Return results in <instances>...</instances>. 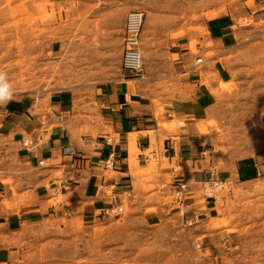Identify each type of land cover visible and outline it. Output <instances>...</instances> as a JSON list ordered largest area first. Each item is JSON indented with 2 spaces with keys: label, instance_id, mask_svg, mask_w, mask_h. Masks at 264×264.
I'll list each match as a JSON object with an SVG mask.
<instances>
[{
  "label": "rangeland",
  "instance_id": "374dc122",
  "mask_svg": "<svg viewBox=\"0 0 264 264\" xmlns=\"http://www.w3.org/2000/svg\"><path fill=\"white\" fill-rule=\"evenodd\" d=\"M244 5L245 0H0V72L9 92L36 93L43 98L35 103L49 109L53 95L70 92L74 112L66 122L79 132L94 134L103 125L95 88L123 80L122 28L129 10L144 12L139 49L146 78L133 82L168 131L177 122L166 121L162 103L169 102L184 66L179 51L189 52L197 66V58L214 55L208 21L219 14L231 18L237 35L235 48L218 57L228 60L230 79L214 85L211 72L200 73L207 89L220 93L205 122L213 150L204 154L216 159L214 177L195 178L191 191L186 187L182 198L193 204L179 202L165 188L172 175L160 169L165 159L149 152L157 147L153 132L146 165L132 171L149 200L143 209L120 202L119 215L83 222L65 212L62 194L52 191L49 203H63L62 210L21 221L0 264H264V7L251 13ZM246 157L258 167L250 178L240 173Z\"/></svg>",
  "mask_w": 264,
  "mask_h": 264
},
{
  "label": "crops",
  "instance_id": "0c3cea01",
  "mask_svg": "<svg viewBox=\"0 0 264 264\" xmlns=\"http://www.w3.org/2000/svg\"><path fill=\"white\" fill-rule=\"evenodd\" d=\"M245 4V10L253 13L264 7V0H245ZM232 24L231 18L222 14L208 21L209 36L217 50L211 57L200 59V70L199 65L190 63L189 52L179 51L184 66L169 102L162 103L166 121L177 122L172 131L167 130L161 113L153 112L134 79L124 76L95 88L96 110L104 126L99 123L94 134L79 132L74 123L67 124L74 105L72 94L66 90L52 96L50 109L36 104L43 97L30 91L11 94V99L0 104V261L8 258L11 230L21 221L62 210L63 203L59 207L49 203L52 191L62 194L68 204L65 212L83 222L101 216V208L120 202H132L143 209L149 200L135 184L132 171L146 165L149 154L145 151L154 140L153 132L157 145L154 154L167 163L159 168L172 175L165 188L173 191L180 182L190 189L195 178L214 177L210 167L215 166L216 159L210 153L206 160L204 154L213 150L212 133L205 122L220 90H208L200 73L211 72L214 85L230 79L228 60L218 57L237 44ZM176 45L179 47L178 41ZM205 164L209 168L202 167ZM241 165L243 177L250 178L258 171L252 157L243 158ZM183 202L193 204L190 199ZM206 206L210 208L208 201ZM191 210L195 213V206Z\"/></svg>",
  "mask_w": 264,
  "mask_h": 264
},
{
  "label": "built area",
  "instance_id": "2783aa9c",
  "mask_svg": "<svg viewBox=\"0 0 264 264\" xmlns=\"http://www.w3.org/2000/svg\"><path fill=\"white\" fill-rule=\"evenodd\" d=\"M144 12L140 9H131L127 12L122 28V50H121V68L125 72L123 76L130 79H145L143 69V60L140 52V34L143 24ZM201 58H197L200 62ZM154 154V150L150 151ZM212 179V178H211ZM185 183H177L173 193L177 195L179 202L183 201L182 195L186 189ZM119 204L103 207L100 209L101 216H117L122 211Z\"/></svg>",
  "mask_w": 264,
  "mask_h": 264
},
{
  "label": "clouds",
  "instance_id": "9594fccd",
  "mask_svg": "<svg viewBox=\"0 0 264 264\" xmlns=\"http://www.w3.org/2000/svg\"><path fill=\"white\" fill-rule=\"evenodd\" d=\"M7 99H11L9 85L6 83L5 74L0 72V104L4 103Z\"/></svg>",
  "mask_w": 264,
  "mask_h": 264
},
{
  "label": "bare ground",
  "instance_id": "6f19581e",
  "mask_svg": "<svg viewBox=\"0 0 264 264\" xmlns=\"http://www.w3.org/2000/svg\"><path fill=\"white\" fill-rule=\"evenodd\" d=\"M143 20H144V18H143ZM142 26H143V24H142ZM191 44V43H190ZM142 55V54H141ZM143 57V56H142ZM150 152V151H149ZM153 155V154H152Z\"/></svg>",
  "mask_w": 264,
  "mask_h": 264
}]
</instances>
